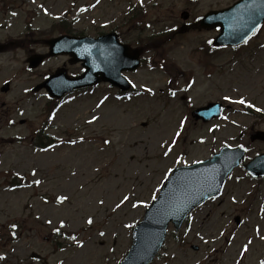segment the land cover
Instances as JSON below:
<instances>
[{
	"label": "rangeland",
	"instance_id": "rangeland-1",
	"mask_svg": "<svg viewBox=\"0 0 264 264\" xmlns=\"http://www.w3.org/2000/svg\"><path fill=\"white\" fill-rule=\"evenodd\" d=\"M236 1L0 0V17L13 21L12 28L4 25L7 29L0 30V42L5 37L18 40L0 55V264H30L33 256L40 258L36 264H118L132 245V226L143 220L145 207L159 195L171 168L211 158L225 146L248 145L247 160L264 151V143H250L251 134L264 132V27L240 54L225 50L207 66L198 48L213 33L187 29L158 50L154 47L173 28L194 22L211 7ZM135 4L143 7L136 8L142 14L136 15L140 28L128 23L127 14ZM65 18L72 22L68 30L76 34L96 37L117 29L124 42L145 46V66L132 76L140 93L118 101L111 92L103 102L110 91L100 87L70 97L51 118L48 97L33 88L63 66L71 75L79 74L81 66L57 57L28 72L27 61L32 53L49 52L42 41L58 36L60 30L54 25ZM170 55L186 74L172 88L170 79L176 77L160 66ZM191 77L195 85L182 92L181 86ZM6 80L11 83L9 94L1 93ZM170 91L176 95L170 96ZM183 95L191 98L194 109L222 102L230 110L214 123H195L192 106ZM241 99L244 104L237 103ZM38 130L69 143L41 152L31 146L30 137ZM176 132L182 136L165 157ZM13 176L26 177L27 186L9 189ZM61 197L67 199L60 202ZM221 199V206L218 202L194 212L190 228L179 232L171 228L153 264L264 260V183L248 180L240 168ZM237 215L243 219L241 227L234 222ZM79 242L82 247L76 245Z\"/></svg>",
	"mask_w": 264,
	"mask_h": 264
},
{
	"label": "water",
	"instance_id": "water-1",
	"mask_svg": "<svg viewBox=\"0 0 264 264\" xmlns=\"http://www.w3.org/2000/svg\"><path fill=\"white\" fill-rule=\"evenodd\" d=\"M219 18L225 26H223V34L218 44L236 45V39L231 29H245L244 31L248 32L251 27L262 24L264 22V0L241 3L235 8L216 16V19ZM221 21H217V23L220 24ZM126 51V49H119L117 53L101 54L105 62H100L97 69L102 74L95 73L93 82L85 85L98 84L100 82L99 74L103 76L104 80L117 84L122 70L136 68L138 57L130 55ZM101 65L102 68H100ZM52 85L53 81L51 82ZM210 163L185 170L182 180L177 173L174 175L166 185L160 198L149 211L147 219L136 230L134 246L123 264H150L163 243L168 224L173 221L179 228L186 214L209 196L216 194L214 190L199 188V186L209 188L215 183V169L218 166L211 170ZM258 164L264 167V157L259 159ZM255 173L261 176L264 171ZM201 181L204 184H200Z\"/></svg>",
	"mask_w": 264,
	"mask_h": 264
},
{
	"label": "snow or ice",
	"instance_id": "snow-or-ice-1",
	"mask_svg": "<svg viewBox=\"0 0 264 264\" xmlns=\"http://www.w3.org/2000/svg\"><path fill=\"white\" fill-rule=\"evenodd\" d=\"M97 3H99V0H97ZM83 10H84V9H82V11H83ZM149 91H150V90H149ZM172 95H173V96H175V95H176V93H175V92H173V93H172ZM226 99H228V97H226ZM237 103L244 104V103H245V101H244L243 99H241V100L237 101ZM249 107H252V105H249ZM260 110H261V109H257V111H260ZM93 119H96V118L94 117ZM91 122H92V121H89V123H91ZM177 135H179V133H177ZM72 143H75V141H72ZM106 143H107V141H106ZM169 151H170V150H169ZM164 154H165V155H167V154H168V152H165ZM33 175H35V173H33ZM35 183H36V184H39V183H40V181H39V180H37V181H35ZM65 199H67V197H61V198H60V202H63V200H65ZM123 199H124V201H127V200L129 199V197L125 196ZM213 199H214V197H213ZM101 203H103V201H101ZM134 206H135V205H134ZM116 207H117V208H119V207H120V205L118 204ZM48 223H49V224H51V223H52V221H51V220H49V221H48ZM87 223L91 225V224L93 223L92 219H89V220L87 221ZM12 227H13V228H15V227H16V225H15V224H13V225H12ZM60 227H61V228H62V227H64V224H63V222H61V225H60ZM56 231H57V232H59V231H60V228H57V229H56ZM100 235H102V236H103V235H104V233H100ZM72 239H73V240H75V239H76V237H75V236H73V237H72ZM201 239H203V237H201ZM261 239H264V237H261ZM205 243H207V241H205ZM248 243H249V244H251V241H249ZM80 246L82 247V245H80ZM248 250H249L248 246H247V245H245V246H244V248H243V252H244V253H247V252H248ZM0 259H3V257H0ZM262 264H264V262H262Z\"/></svg>",
	"mask_w": 264,
	"mask_h": 264
},
{
	"label": "trees",
	"instance_id": "trees-1",
	"mask_svg": "<svg viewBox=\"0 0 264 264\" xmlns=\"http://www.w3.org/2000/svg\"><path fill=\"white\" fill-rule=\"evenodd\" d=\"M48 141V140H47Z\"/></svg>",
	"mask_w": 264,
	"mask_h": 264
}]
</instances>
